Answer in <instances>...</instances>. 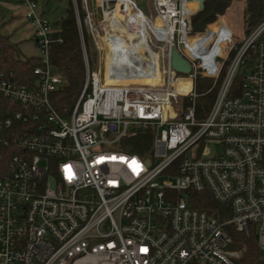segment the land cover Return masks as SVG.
Returning <instances> with one entry per match:
<instances>
[{
    "label": "built area",
    "instance_id": "obj_1",
    "mask_svg": "<svg viewBox=\"0 0 264 264\" xmlns=\"http://www.w3.org/2000/svg\"><path fill=\"white\" fill-rule=\"evenodd\" d=\"M120 1L102 0L106 18ZM186 1L153 0L167 35L162 82L127 66L118 74L128 82H105L108 69L86 56L83 88L63 115L51 100L64 82L50 60L55 28L39 0H20L41 55L34 87L0 71V264H243L232 229L254 236L264 261V19L248 31L245 13L240 30L224 12L193 32ZM174 47L188 76L171 65ZM198 77L220 80L202 118ZM144 128L155 131L151 154L119 148ZM200 192L230 215L196 205Z\"/></svg>",
    "mask_w": 264,
    "mask_h": 264
},
{
    "label": "trees",
    "instance_id": "obj_2",
    "mask_svg": "<svg viewBox=\"0 0 264 264\" xmlns=\"http://www.w3.org/2000/svg\"><path fill=\"white\" fill-rule=\"evenodd\" d=\"M77 1L86 50L89 61L94 64L98 51L84 24L86 10L82 7V0ZM232 1L204 0L203 8L191 16L192 31L205 30L210 23L214 22L220 14H223L230 7ZM239 6L240 3L235 2L229 8L227 16L234 15L235 17ZM245 13L248 14L246 23L247 30L250 31L264 19V0H245ZM53 26L55 32L50 50V60L55 71L62 76L64 82L51 92V100L60 113L69 115L79 98L86 77L81 27L71 0H68L65 15L58 20V25ZM19 44V41H12L10 35L0 30V71H13L15 81L21 85L34 87L36 82L34 68L40 64V56L22 57ZM219 82L220 80L215 84L214 79L209 77L196 79L195 107L198 118L204 117L209 112L217 95ZM237 82H240L239 77L235 80V83ZM184 101L185 104L192 103L187 97ZM154 132L152 128L140 129L134 135L125 138L119 148L140 155H149L153 151ZM193 196L196 197L195 204L208 213L221 218L230 215L227 207H222L223 205L215 200L209 192L193 193ZM222 209L226 212H223L225 214H222ZM231 235L233 246L242 250L243 264H264L254 236H247L245 233L233 229Z\"/></svg>",
    "mask_w": 264,
    "mask_h": 264
},
{
    "label": "rangeland",
    "instance_id": "obj_3",
    "mask_svg": "<svg viewBox=\"0 0 264 264\" xmlns=\"http://www.w3.org/2000/svg\"><path fill=\"white\" fill-rule=\"evenodd\" d=\"M71 1L75 8L76 16L78 18V22L81 27L82 44H83V49H84V61H85L86 56L88 57V53L86 50V45H85L84 36L82 32V25L80 24L81 21H80L79 9H78V1L77 0H71ZM13 2L19 3L20 1L18 0V1H13ZM39 2L42 8V11H43V17L46 20H48L52 25H58V20L62 16H64L66 13V9L68 7V0H39ZM135 2L139 6V8L144 12V16L147 18V20L149 19L148 20L149 25H147V29H146V31L148 32V43L151 46L152 50H154L158 55L159 61L161 63L160 74L162 75V78L164 80V77L167 72V67H168V59H167L168 50L165 48V46H160V43L156 41V38H155L154 32H155L157 25L160 23V21L155 17V13L153 11V0H135ZM235 2L240 3L239 8H237L238 9L236 13L237 15H235V17L234 15H230L228 17L233 22V27L235 28L238 27L241 30L242 29L241 24L245 23L244 18H243V21L241 19L243 15H245V0H233L230 7H232V5ZM81 3H82V7L86 10L84 24L87 28V32L91 34L95 47L97 48V51H98V56H97V59L94 60V64L90 62L91 67L92 68L102 67V69L104 70L105 68H107V61H108L109 52H108L107 46L112 47V48L114 47L111 42L112 40L118 39L120 42L126 43L127 46L132 45L133 42L134 43L138 42L139 38L135 37L132 39L130 36V32L128 31L131 30L134 33L139 34V32L141 31L140 19L142 18V14L141 12L137 11V9H133L132 10L133 16L123 17V23H126L128 25V31H127L123 26H121V24H118L117 22L116 23L111 22L109 17L107 18L105 17L104 12L102 11V0H82ZM19 4L18 6H14L15 10H13L12 8L11 9L3 8V6H0V8L2 9L1 11L3 12V13L0 12L1 13L0 16L7 14V13H8L7 15L12 16L14 15L13 13H15V16L21 21L20 26H22L23 24L25 25V23L30 25L29 21L26 18L25 11H23V7L25 5L23 3H19ZM113 8H114V5H111L110 10H112ZM229 8L225 11L226 16L228 14ZM114 12L115 10L110 12L111 13L110 17L114 16ZM196 12H198L197 6L195 10L190 12V17H189L190 20H191V16ZM116 14L118 15V18H121V16L119 15V11ZM1 22H4V21L0 20V26L3 25ZM191 24H192V21H191ZM19 46L22 51V57H26L30 55H35V56L41 55V51L37 45V42L35 41V37H32V38L30 37V38L20 41ZM127 46L124 47V53L129 58H132V54H134V52L131 51V49ZM145 54L148 55V52L146 50H145ZM124 61L125 63L127 62V60H124ZM127 65L130 66V63ZM177 75L178 76H188V74H183V73H177ZM184 99L185 97L183 98V100ZM181 100L182 99H179V102Z\"/></svg>",
    "mask_w": 264,
    "mask_h": 264
},
{
    "label": "bare ground",
    "instance_id": "obj_4",
    "mask_svg": "<svg viewBox=\"0 0 264 264\" xmlns=\"http://www.w3.org/2000/svg\"><path fill=\"white\" fill-rule=\"evenodd\" d=\"M119 5L120 6L118 7V9L114 12V16L109 17L110 21L121 24V26H123L128 31V25L126 23H123V17L133 16L132 10L135 9L133 0H121ZM196 6H197L196 0H191V1L187 0L185 3V7L188 12H192L193 10H195ZM122 7H125V9L127 10L126 14H123L120 12L119 8H122ZM118 11H119V15L121 16V18H118V15L116 14ZM140 24H141V31L139 32V34L134 33L131 30L128 31L130 32V36L132 39L135 37L139 38L137 43L133 42L132 45L127 46L126 43L120 42L118 39L116 40L114 39L111 41L114 47L112 48V47L107 46L108 52H109L108 61H107L108 71H107V78H104L105 82L106 80L107 82H116V83L128 82L129 81V78H127L128 76L118 74V69L121 67L124 68L125 66H127L126 68H128V71L126 73H129V74L130 73L135 74L141 71L140 77H142V80L144 83L157 84L163 81L162 75L160 74L161 63L159 61L158 55L154 50H152L151 46L148 43V32L146 31V29L149 23H148L147 18L143 14H142V18L140 19ZM158 28H161L160 25L156 27L155 32H154L156 41L160 43V46H165L166 48L167 35L165 32H159ZM125 46L129 47L131 51L134 52V54H132V58H129L128 56L125 55L124 53ZM145 50L148 52V55L145 54ZM124 60H127V62L125 63ZM129 63H130V66L127 65ZM137 63H139V65L144 63L146 64V67L144 69L143 67L139 69L137 67L132 66V65H136ZM115 68L117 72L116 80L112 79L110 76V70L115 69ZM120 76H123L124 78H119L120 80H118V77ZM176 86L180 90L181 89L187 90L190 88L191 83L189 79H178L176 81Z\"/></svg>",
    "mask_w": 264,
    "mask_h": 264
},
{
    "label": "crops",
    "instance_id": "obj_5",
    "mask_svg": "<svg viewBox=\"0 0 264 264\" xmlns=\"http://www.w3.org/2000/svg\"><path fill=\"white\" fill-rule=\"evenodd\" d=\"M0 2H1L0 6H3V8H9V9L12 8L13 10H15L14 6H18V4L21 3V2L18 3V2L6 1V0H0ZM24 8L25 6L23 7V11H25L26 13V8L25 9ZM1 10L2 9L0 8V12L3 13ZM7 14L0 16V20L4 21V22H1L3 24L0 27L1 32L11 35L13 41H16V42L17 41L20 42L27 38L34 37V28L31 24L30 26L29 24L25 23V25L23 24L22 26H20L21 21L15 16V13H13L14 15L12 16H9Z\"/></svg>",
    "mask_w": 264,
    "mask_h": 264
},
{
    "label": "water",
    "instance_id": "obj_6",
    "mask_svg": "<svg viewBox=\"0 0 264 264\" xmlns=\"http://www.w3.org/2000/svg\"><path fill=\"white\" fill-rule=\"evenodd\" d=\"M197 1L199 2V8L202 9L204 0ZM171 65L176 72L183 74H189L192 69L190 62L186 58H184L175 47L171 49ZM54 186L55 182L52 180V187Z\"/></svg>",
    "mask_w": 264,
    "mask_h": 264
}]
</instances>
